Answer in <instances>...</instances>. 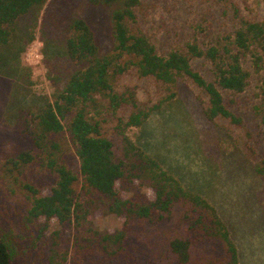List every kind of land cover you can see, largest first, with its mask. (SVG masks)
<instances>
[{
  "label": "trees",
  "instance_id": "16d2710c",
  "mask_svg": "<svg viewBox=\"0 0 264 264\" xmlns=\"http://www.w3.org/2000/svg\"><path fill=\"white\" fill-rule=\"evenodd\" d=\"M48 1L0 0L1 64L11 54L14 60L19 58L24 47H13L18 24L26 20L35 27ZM88 4L91 13L70 20L63 32L66 67H52L63 86L53 98L44 96L35 110L19 114V130L27 145L5 158L3 173L11 192L24 190L30 207L21 214L18 231L0 227V264H20L23 256L32 258L38 249L39 263L51 251L49 264L68 260L70 264H239L236 245L213 206L187 191L126 134L127 128L142 126L157 105H145L136 87L121 82L131 71L162 85L185 76L208 96V120L240 122L222 91L242 92L248 86L250 73L241 51L256 45L264 54V17L241 16L223 50L191 46V54L176 49L162 55L137 24L141 0H88ZM103 10L104 29L99 30L93 23L99 22L98 15L93 14ZM192 56L210 59L214 80L193 69ZM98 109L96 117L93 111ZM112 122L116 124L109 126ZM74 159L78 170L73 168ZM35 165L55 176L53 184L40 187L30 181L28 172ZM255 166L264 175V156ZM178 205L183 211L167 249L155 258H144L141 244L132 238L136 226L162 225ZM109 214L122 220L120 229L97 227L95 218ZM27 239L30 246L21 242Z\"/></svg>",
  "mask_w": 264,
  "mask_h": 264
},
{
  "label": "rangeland",
  "instance_id": "374dc122",
  "mask_svg": "<svg viewBox=\"0 0 264 264\" xmlns=\"http://www.w3.org/2000/svg\"><path fill=\"white\" fill-rule=\"evenodd\" d=\"M89 8L88 0H49L35 27H30L26 20L18 24L13 47H24L19 58L14 60L11 54L6 64L0 63L1 228L18 231L21 214L30 207L24 190L17 188L11 192L3 173L5 158L27 145L19 130V114L23 109L35 110L44 96L53 98L63 86L62 81H56L55 68L52 69L55 64L66 67L63 32L70 20L88 15V11L90 14ZM94 12L99 21H93L94 25L104 29L105 10ZM136 14L139 28L160 54L176 49L191 54V46L204 51L211 46L220 50L229 46L241 16L264 17V1L141 0ZM241 54L250 73L248 86L242 92L222 91L226 105L240 122L228 118L208 120V96L185 76H179L174 84L162 85L152 78H139L131 71L121 84L136 87L142 103L157 107L142 126L129 127L126 134L187 191L202 196L213 206L236 245L239 264H264V175L255 166L264 156V54L256 45ZM1 56L6 57L7 52ZM191 63L207 80H214L215 67L210 59L192 56ZM99 113L100 109L93 111L96 117ZM37 167L29 170L30 181L40 187L53 184L55 176L40 172ZM73 168L79 169L77 159L73 160ZM182 211L178 205L172 218L159 226H136L132 238L141 244L144 258H155L167 249ZM95 223L100 229H120L123 225L114 214L98 215ZM21 242L30 246L28 239ZM51 243L49 239V247ZM38 251L33 250L32 258L23 256L20 264H49L47 257L51 251L46 252L43 263L38 262ZM65 264H70L69 260Z\"/></svg>",
  "mask_w": 264,
  "mask_h": 264
}]
</instances>
